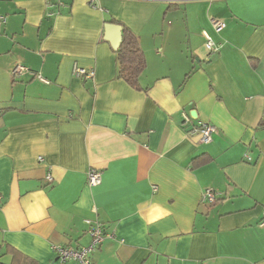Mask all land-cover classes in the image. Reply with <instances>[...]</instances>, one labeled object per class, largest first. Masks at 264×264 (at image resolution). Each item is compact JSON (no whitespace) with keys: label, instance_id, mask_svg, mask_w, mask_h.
Wrapping results in <instances>:
<instances>
[{"label":"crops","instance_id":"1","mask_svg":"<svg viewBox=\"0 0 264 264\" xmlns=\"http://www.w3.org/2000/svg\"><path fill=\"white\" fill-rule=\"evenodd\" d=\"M108 24L139 42L135 85ZM263 214L264 0H0L2 262L79 264L55 248L99 223L93 264H264Z\"/></svg>","mask_w":264,"mask_h":264},{"label":"built area","instance_id":"2","mask_svg":"<svg viewBox=\"0 0 264 264\" xmlns=\"http://www.w3.org/2000/svg\"><path fill=\"white\" fill-rule=\"evenodd\" d=\"M48 5L53 3H58L60 0H47ZM97 5L92 3V7L96 8ZM5 22L6 19H3ZM213 28L215 32L219 33L222 32L226 28V24L223 21H220L218 19L212 20ZM206 37V48L209 52V54H216L220 51V46L215 43L211 35L205 32ZM26 74H33L31 69L24 65H17L12 70V76L14 78H20L25 76ZM75 75L77 77H84L86 79H91L94 77L93 71H86L83 69H75ZM40 80L48 83L45 79H43L41 76L38 77ZM216 127L209 123H204L199 127L197 130L199 132L200 142L203 144H209L212 142L213 136L216 133ZM248 160H251L250 158H247ZM49 181H52L51 177H48ZM102 181V173L97 170H92L88 174V183L90 186H96L99 185ZM157 189H155L156 191ZM220 196V193L214 189H207L203 194V200L208 201L211 205H214L218 201V197ZM262 223L264 225V214ZM89 233L92 237L91 244L88 247L81 248V249H73V248H64V247H56L55 251L58 255V258L62 262L67 261H77L79 264H93L92 263V255L97 250L98 247L102 246L105 242L106 236L102 230V226L99 223H96V225L92 226L89 230Z\"/></svg>","mask_w":264,"mask_h":264},{"label":"trees","instance_id":"3","mask_svg":"<svg viewBox=\"0 0 264 264\" xmlns=\"http://www.w3.org/2000/svg\"><path fill=\"white\" fill-rule=\"evenodd\" d=\"M123 42L117 50L119 61L123 67L121 76L135 85L136 78L145 69V58L140 50L139 42L135 38H127L125 35ZM0 264L6 263L0 260Z\"/></svg>","mask_w":264,"mask_h":264},{"label":"water","instance_id":"4","mask_svg":"<svg viewBox=\"0 0 264 264\" xmlns=\"http://www.w3.org/2000/svg\"><path fill=\"white\" fill-rule=\"evenodd\" d=\"M123 28L120 25L108 24L106 26V39L112 43L114 49H118L122 42Z\"/></svg>","mask_w":264,"mask_h":264}]
</instances>
